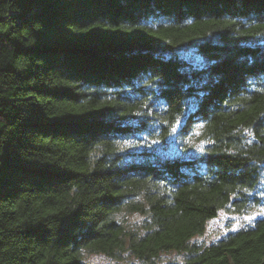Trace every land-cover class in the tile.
Listing matches in <instances>:
<instances>
[{"label": "trees", "instance_id": "trees-1", "mask_svg": "<svg viewBox=\"0 0 264 264\" xmlns=\"http://www.w3.org/2000/svg\"><path fill=\"white\" fill-rule=\"evenodd\" d=\"M263 173L264 0H0V264H262Z\"/></svg>", "mask_w": 264, "mask_h": 264}, {"label": "rangeland", "instance_id": "rangeland-1", "mask_svg": "<svg viewBox=\"0 0 264 264\" xmlns=\"http://www.w3.org/2000/svg\"><path fill=\"white\" fill-rule=\"evenodd\" d=\"M190 142L194 139H189ZM173 148L169 147L162 152L163 155H171L168 153L173 152ZM250 191V206L247 210L243 212H236L229 206L227 208L219 210L216 216L207 220L205 228L202 234L196 235L192 238V241L198 242L200 244H207L215 242L224 236L228 235L231 232H235L239 228L251 226L253 221L256 218H259L264 215L262 209H264V173L262 181L257 186V189ZM138 216H129L128 219L135 221ZM185 255L181 252L169 251L163 252L159 258L155 261V264H176L181 263ZM83 261L84 264H141V261L130 257L124 256L123 258H110L100 253H90L83 252ZM264 264V261L262 262Z\"/></svg>", "mask_w": 264, "mask_h": 264}, {"label": "snow or ice", "instance_id": "snow-or-ice-1", "mask_svg": "<svg viewBox=\"0 0 264 264\" xmlns=\"http://www.w3.org/2000/svg\"><path fill=\"white\" fill-rule=\"evenodd\" d=\"M261 211H262V213H264V209H262Z\"/></svg>", "mask_w": 264, "mask_h": 264}]
</instances>
